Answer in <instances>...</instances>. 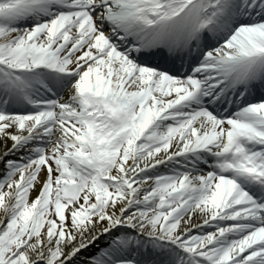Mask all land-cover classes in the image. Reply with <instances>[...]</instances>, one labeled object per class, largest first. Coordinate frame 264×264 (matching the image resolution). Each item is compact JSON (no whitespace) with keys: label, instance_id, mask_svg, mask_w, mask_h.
I'll use <instances>...</instances> for the list:
<instances>
[{"label":"snow or ice","instance_id":"snow-or-ice-1","mask_svg":"<svg viewBox=\"0 0 264 264\" xmlns=\"http://www.w3.org/2000/svg\"><path fill=\"white\" fill-rule=\"evenodd\" d=\"M0 264H264V0H0Z\"/></svg>","mask_w":264,"mask_h":264}]
</instances>
